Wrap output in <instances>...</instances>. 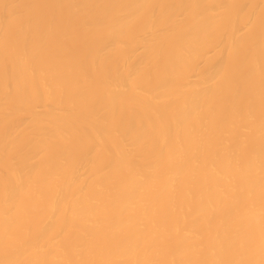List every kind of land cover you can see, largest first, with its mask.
I'll return each instance as SVG.
<instances>
[{
	"label": "bare ground",
	"instance_id": "bare-ground-1",
	"mask_svg": "<svg viewBox=\"0 0 264 264\" xmlns=\"http://www.w3.org/2000/svg\"><path fill=\"white\" fill-rule=\"evenodd\" d=\"M0 264H264V0H0Z\"/></svg>",
	"mask_w": 264,
	"mask_h": 264
}]
</instances>
